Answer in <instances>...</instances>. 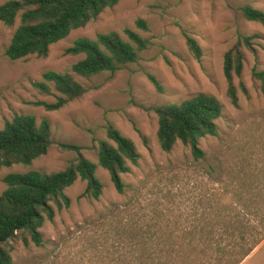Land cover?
<instances>
[{"label":"rangeland","instance_id":"rangeland-1","mask_svg":"<svg viewBox=\"0 0 264 264\" xmlns=\"http://www.w3.org/2000/svg\"><path fill=\"white\" fill-rule=\"evenodd\" d=\"M246 4L264 10V0H118L50 44L46 56L16 60L5 49L18 19L12 26L0 21V128L14 114H31L37 122L47 119L51 128L44 155L27 165L0 168V193L9 172H54L73 162L76 150L62 143L79 146L83 156L96 162L99 141L113 143L107 136L109 125L130 138L139 154L121 174L126 185L122 193L101 166L96 168L103 184L97 199L82 195L86 180L78 178L66 187L69 203L54 206L53 218L44 220L40 244L25 231L8 241L13 264L229 262L207 245L218 237L209 235V226L233 230L239 225L236 209H243L251 224L264 220V95L251 73L253 68L264 70V26L242 15ZM125 29L149 41L136 61L88 78L75 75L87 90L59 109L31 104L55 100L33 82L43 81L48 70L73 73L72 64L84 56L65 52L74 40L110 31L125 38ZM187 36L198 43L199 59L189 50ZM243 36L250 37V46L242 45V70L232 79L234 105L227 93L224 54ZM198 92L215 96L222 105L217 135L198 139L201 159L180 141L164 151L156 137L154 107ZM222 238L223 243L232 241ZM239 264H264V238Z\"/></svg>","mask_w":264,"mask_h":264},{"label":"trees","instance_id":"trees-1","mask_svg":"<svg viewBox=\"0 0 264 264\" xmlns=\"http://www.w3.org/2000/svg\"><path fill=\"white\" fill-rule=\"evenodd\" d=\"M118 0H6L0 3V21L15 27L5 54L10 60L28 55L44 57L50 44L64 38L71 30L95 19L105 8L112 7ZM242 15L264 26V10L250 5L241 7ZM142 26L145 27L144 22ZM126 37L115 31L97 34L95 39L77 38L65 49L66 53L83 54V58L71 66L70 72L48 70L43 73V81L33 85L42 94L55 97L52 102L37 100L34 105H42L46 110H56L83 95L87 88L75 75L91 77L101 72H114L127 63L139 58L149 41L139 33L125 29ZM250 37L243 36L224 54V76L228 82L227 93L232 104L237 96L232 82L242 70V45L250 46ZM186 44L194 57H201L198 43L186 37ZM252 77L258 81L264 95V70L255 68ZM151 81L157 90L162 87L153 77ZM157 114L156 137L164 151L172 149L177 141L188 144L195 159L204 157L198 139L217 135L216 120L221 116L222 105L215 96L198 92L179 103H167L154 107ZM107 136L113 143L100 140L97 146V161L93 162L81 154L80 147L60 144L63 148L76 150L77 157L64 169L45 172L30 169L25 172H9L4 175L5 188L0 193V264H13L8 241L19 232H28L35 244H40L41 231L45 219L51 220L54 206L58 209L68 205L69 198L64 189L80 178L86 180L82 195L97 199L102 193L103 184L96 175L97 166L105 168L110 175L115 190L122 193L125 183L121 174L129 171L128 162L135 164L139 154L133 141L124 136L114 126L107 127ZM51 144V128L47 119L39 122L31 114H14L5 120L0 128V168L12 164H30L35 158L44 155ZM243 209H236V227L227 231L226 227L214 229L209 226V235L218 237L210 240V249L229 258L227 264H239L264 238V220L260 225L251 224ZM264 219V218H263ZM222 236L232 238L222 242ZM240 240L236 241L234 238Z\"/></svg>","mask_w":264,"mask_h":264}]
</instances>
